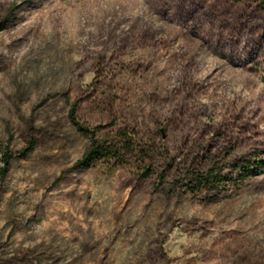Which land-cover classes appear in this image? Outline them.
<instances>
[{
    "label": "rangeland",
    "instance_id": "rangeland-1",
    "mask_svg": "<svg viewBox=\"0 0 264 264\" xmlns=\"http://www.w3.org/2000/svg\"><path fill=\"white\" fill-rule=\"evenodd\" d=\"M5 155L0 264H264V0H0Z\"/></svg>",
    "mask_w": 264,
    "mask_h": 264
},
{
    "label": "trees",
    "instance_id": "trees-1",
    "mask_svg": "<svg viewBox=\"0 0 264 264\" xmlns=\"http://www.w3.org/2000/svg\"><path fill=\"white\" fill-rule=\"evenodd\" d=\"M70 121L71 123L78 129V131L83 133H88L87 130L83 129L81 126H79L78 123H76L73 110L69 113ZM112 146V149L110 148ZM124 144L120 142H115L112 145H102L94 136V134H90L89 136V145L85 152L83 153L80 160H78L75 164V168H86L89 167L93 162L98 160H106L108 163L115 161V159H118V156L124 150ZM10 161V157L5 155L2 159L3 166L0 169V179H3L5 176V173L7 171V167ZM208 180V177L205 179H196L195 182L199 187L204 186L203 181ZM213 182H218V180H214Z\"/></svg>",
    "mask_w": 264,
    "mask_h": 264
}]
</instances>
